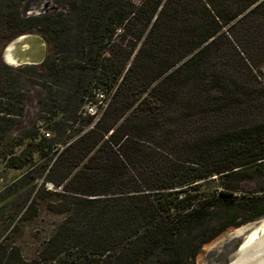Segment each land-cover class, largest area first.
<instances>
[{
	"label": "trees",
	"instance_id": "16d2710c",
	"mask_svg": "<svg viewBox=\"0 0 264 264\" xmlns=\"http://www.w3.org/2000/svg\"><path fill=\"white\" fill-rule=\"evenodd\" d=\"M23 1H0V37L36 30L46 54L0 61V158L42 179L29 209L42 190L64 218L30 261L0 244V264H194L203 243L264 216V195L229 198L230 182L264 175V0H54L37 16ZM96 89L110 99L94 121ZM213 176L222 189L198 199Z\"/></svg>",
	"mask_w": 264,
	"mask_h": 264
},
{
	"label": "rangeland",
	"instance_id": "374dc122",
	"mask_svg": "<svg viewBox=\"0 0 264 264\" xmlns=\"http://www.w3.org/2000/svg\"><path fill=\"white\" fill-rule=\"evenodd\" d=\"M0 1L2 2L3 0ZM133 1L138 2L140 0ZM45 3H48V5H46L47 7ZM60 9V5L54 0H24L21 4L20 11L23 16H37L49 12H57ZM1 28L2 34L6 35L9 33V27L5 21H2ZM27 34L40 36L36 30ZM17 37L18 36L9 41L0 37V61L2 63L6 64L2 60L4 48ZM124 42H126V39ZM260 77L264 82V65L262 66V75H260ZM35 80L36 79H33V81ZM22 88L26 95L25 120L32 121L36 117L38 111L34 99L35 96L38 97V95H40V87L28 80L27 82L24 81ZM257 120L258 122L264 121V115L262 118L258 116L256 118V121ZM39 133L47 138L53 136V134L44 127L40 128ZM46 133H49V136H46ZM15 138L21 140L18 134ZM27 141L28 140H24L22 145L16 148V154L24 149ZM45 151L47 152V150ZM48 153L52 154L51 150L48 151ZM32 155L34 160L37 161L39 152H32ZM6 160L7 159L0 158V194L16 183H19V186H15L10 194L5 197H0V206L3 203H11L3 212H0V244H6L13 250L17 249L19 255L25 261H30L38 256L44 243L56 230L58 224L64 218V215L54 212L51 209L50 203H53L55 197L48 195L43 196L44 192H42V190L37 192L41 196L35 197V206L29 209L28 206L30 203H33L34 193H36L37 187L41 184L42 179L39 178L33 181V179L26 177L24 172L29 164L21 169H15L8 167ZM94 184L96 188L100 186L99 181L98 183L94 182ZM34 185H37L35 191H33ZM101 185L102 189L109 188L107 185L105 186L104 183H101ZM230 185L235 189L230 192L232 193L229 197L230 199L238 198L239 196L247 198L264 195V175H256L253 178L243 179L242 181L230 182ZM44 187L45 190L54 189V186L50 183L45 184ZM221 189L220 180L216 176H213L207 180L201 181L197 188L192 190V193L195 194L198 199L209 198ZM87 197L93 198V196ZM242 246L245 248H243V251L258 249L255 250L254 253L252 252L253 254L251 252L246 253V255L252 254L247 259H260L263 257L261 261L256 263L264 262V216L237 227H228L208 242L203 243L194 258V264H232L240 258Z\"/></svg>",
	"mask_w": 264,
	"mask_h": 264
},
{
	"label": "water",
	"instance_id": "95a60500",
	"mask_svg": "<svg viewBox=\"0 0 264 264\" xmlns=\"http://www.w3.org/2000/svg\"><path fill=\"white\" fill-rule=\"evenodd\" d=\"M48 3H45V6ZM47 7V6H46ZM46 54V43L44 39L38 35L34 34H22L18 36L15 40L10 42L3 50V58L7 60V56L14 58V65H36L40 64ZM244 246L241 247L242 253L240 258L232 264H257L256 262L261 261L260 259H247L251 256L253 251H243ZM245 249V248H244ZM253 252L250 255L246 253Z\"/></svg>",
	"mask_w": 264,
	"mask_h": 264
},
{
	"label": "built area",
	"instance_id": "2783aa9c",
	"mask_svg": "<svg viewBox=\"0 0 264 264\" xmlns=\"http://www.w3.org/2000/svg\"><path fill=\"white\" fill-rule=\"evenodd\" d=\"M110 96H107L101 89L94 91V97L86 101L83 106V114L93 116L94 121L98 120L103 114ZM49 136V133H46Z\"/></svg>",
	"mask_w": 264,
	"mask_h": 264
},
{
	"label": "crops",
	"instance_id": "0c3cea01",
	"mask_svg": "<svg viewBox=\"0 0 264 264\" xmlns=\"http://www.w3.org/2000/svg\"><path fill=\"white\" fill-rule=\"evenodd\" d=\"M6 48V47H5ZM4 48V49H5ZM9 57V56H8ZM2 60L7 64V65H9V66H12V67H17V66H23V65H14V63H13V60H14V58H12V57H10V60H4V58H3V52H2Z\"/></svg>",
	"mask_w": 264,
	"mask_h": 264
},
{
	"label": "bare ground",
	"instance_id": "6f19581e",
	"mask_svg": "<svg viewBox=\"0 0 264 264\" xmlns=\"http://www.w3.org/2000/svg\"><path fill=\"white\" fill-rule=\"evenodd\" d=\"M7 59L10 60V57L7 56ZM258 264H264V262H262V263L260 262V263H258Z\"/></svg>",
	"mask_w": 264,
	"mask_h": 264
},
{
	"label": "flooded vegetation",
	"instance_id": "af4514ba",
	"mask_svg": "<svg viewBox=\"0 0 264 264\" xmlns=\"http://www.w3.org/2000/svg\"><path fill=\"white\" fill-rule=\"evenodd\" d=\"M37 65V64H36Z\"/></svg>",
	"mask_w": 264,
	"mask_h": 264
}]
</instances>
